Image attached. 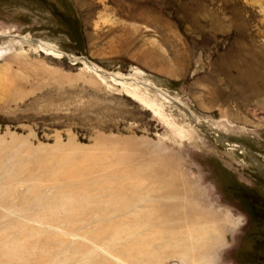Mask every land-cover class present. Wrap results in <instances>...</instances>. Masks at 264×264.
<instances>
[{"label":"rangeland","instance_id":"obj_1","mask_svg":"<svg viewBox=\"0 0 264 264\" xmlns=\"http://www.w3.org/2000/svg\"><path fill=\"white\" fill-rule=\"evenodd\" d=\"M0 264H264V0H0Z\"/></svg>","mask_w":264,"mask_h":264},{"label":"bare ground","instance_id":"obj_2","mask_svg":"<svg viewBox=\"0 0 264 264\" xmlns=\"http://www.w3.org/2000/svg\"><path fill=\"white\" fill-rule=\"evenodd\" d=\"M40 43V42H39ZM86 60V59H85ZM84 62H86V61H84ZM87 63V62H86ZM97 70V69H96ZM99 71V70H98ZM111 78H112V80L114 81V83H117V84H119V85H121L128 93H130V94H132L133 95V97H135V98H137V97H139V98H141L142 100H144V101H146V99L147 100H149V102L152 104V106L154 105H156L155 104V100H150V97L151 96H149V95H147V91L148 90H152L154 87L153 86H151L150 84H145V86L144 87H142L138 82H136V84H134V83H132L133 81H131L132 79H133V77L131 78V77H128V76H126L125 78H123V79H120V77H121V75L119 76L118 74H114V75H111L110 76ZM131 81V82H130ZM142 84V83H141ZM147 87H149V88H147ZM127 93V94H128ZM163 97H164V99H167L163 94H161ZM146 97V98H145ZM149 98V99H148ZM169 99V98H168ZM168 101H170V99L168 100ZM154 103V104H153ZM156 108H157V106H155ZM195 122H196V125H200L199 124V121H197V120H194ZM202 124V123H201ZM217 138H218V140L220 141V143H222V144H225L227 141H226V139L224 138V137H220V136H216ZM113 233V232H112ZM115 233V232H114ZM115 235V234H114ZM140 244V243H139Z\"/></svg>","mask_w":264,"mask_h":264}]
</instances>
